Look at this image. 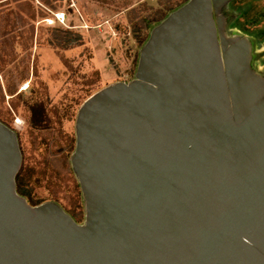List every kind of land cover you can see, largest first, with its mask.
<instances>
[{
    "label": "water",
    "instance_id": "1",
    "mask_svg": "<svg viewBox=\"0 0 264 264\" xmlns=\"http://www.w3.org/2000/svg\"><path fill=\"white\" fill-rule=\"evenodd\" d=\"M229 1L187 0L135 78L82 105L84 223L17 192L20 145L0 121V264H264V87L246 45L219 42Z\"/></svg>",
    "mask_w": 264,
    "mask_h": 264
},
{
    "label": "rangeland",
    "instance_id": "2",
    "mask_svg": "<svg viewBox=\"0 0 264 264\" xmlns=\"http://www.w3.org/2000/svg\"><path fill=\"white\" fill-rule=\"evenodd\" d=\"M31 2L35 19L25 15L27 23L15 26L16 2L0 0V15H7L9 38L0 40V84L5 90L12 76L19 77L24 69L30 72L14 96L2 97L0 93V121L20 134V181L34 202H55L84 223V197L72 165L78 114L85 101L98 91L135 78L140 51L151 30L141 44L147 32L136 35L129 11L142 2L158 6V0ZM56 13H64V19L58 20ZM213 18L220 44L244 43L250 53L246 37L227 38L221 34L220 39L218 31L222 33L223 27L220 18L216 21L214 9ZM55 29L80 33L82 40L69 48L56 46ZM262 31L264 24L252 29L253 34ZM249 60L264 87V68H253L251 56ZM262 226L260 233L264 234Z\"/></svg>",
    "mask_w": 264,
    "mask_h": 264
},
{
    "label": "trees",
    "instance_id": "3",
    "mask_svg": "<svg viewBox=\"0 0 264 264\" xmlns=\"http://www.w3.org/2000/svg\"><path fill=\"white\" fill-rule=\"evenodd\" d=\"M16 2V6L18 8V12L16 13V21L15 26L17 25H25L27 21L24 19V16H28L31 19H35L36 10L33 6L31 0H13ZM173 0H158V6L148 5L146 2L140 3V5L133 6L129 11L130 20L134 26V31L136 35L144 34L143 32H147L144 38L140 39L141 44L146 41V37L148 36V32L154 28L159 22H161L164 18H166L172 11L176 10L182 4H184L187 0L183 2H179L176 4L172 3ZM258 7V6H257ZM259 8V9H258ZM257 8V12L259 15L264 14V6L260 5ZM256 8H254L255 10ZM260 11V12H259ZM6 16L0 15V40L8 41L7 37L8 31L6 30ZM34 27H31V38L33 37ZM82 40V35L80 33H76L71 30L64 29H55V44L61 48H69L70 46L79 45ZM12 71H9L8 74H12ZM6 74V73H5ZM29 69H24L20 71L19 77L12 76V79L8 81L5 90L0 84V93L2 97L5 95L14 96L20 84L29 78ZM19 122V121H18ZM22 168H20L17 176H16V189L17 192L26 197L27 201L31 205H39L40 202H34L33 198L30 197L29 193L23 188L22 183L20 181ZM43 203V202H42ZM73 218L76 220L75 215L71 214ZM77 221V220H76ZM78 222V221H77ZM79 223V222H78Z\"/></svg>",
    "mask_w": 264,
    "mask_h": 264
},
{
    "label": "flooded vegetation",
    "instance_id": "4",
    "mask_svg": "<svg viewBox=\"0 0 264 264\" xmlns=\"http://www.w3.org/2000/svg\"><path fill=\"white\" fill-rule=\"evenodd\" d=\"M260 5L264 6V0H230L219 11L214 9L216 21L220 18L223 27L222 33L220 30L218 31L219 38L221 39V34L227 38L232 36V38L243 39V37H246L250 42L251 62L255 69L264 68V50H262V46H264V31L252 33L253 28H259L264 24V14L259 15L257 12V8ZM254 8L256 9L254 10ZM13 130L18 137L23 164L20 134L15 129Z\"/></svg>",
    "mask_w": 264,
    "mask_h": 264
},
{
    "label": "built area",
    "instance_id": "5",
    "mask_svg": "<svg viewBox=\"0 0 264 264\" xmlns=\"http://www.w3.org/2000/svg\"><path fill=\"white\" fill-rule=\"evenodd\" d=\"M55 15L58 20H62L65 17L64 13H56Z\"/></svg>",
    "mask_w": 264,
    "mask_h": 264
}]
</instances>
